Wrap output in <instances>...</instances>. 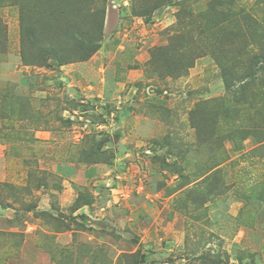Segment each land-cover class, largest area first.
I'll list each match as a JSON object with an SVG mask.
<instances>
[{"label":"rangeland","instance_id":"rangeland-1","mask_svg":"<svg viewBox=\"0 0 264 264\" xmlns=\"http://www.w3.org/2000/svg\"><path fill=\"white\" fill-rule=\"evenodd\" d=\"M29 1L57 55L0 3V264H264V0Z\"/></svg>","mask_w":264,"mask_h":264},{"label":"trees","instance_id":"trees-1","mask_svg":"<svg viewBox=\"0 0 264 264\" xmlns=\"http://www.w3.org/2000/svg\"><path fill=\"white\" fill-rule=\"evenodd\" d=\"M3 1H10V0H0V3ZM24 1V0H23ZM23 1L13 0L12 4L14 6L19 7L20 12V23H21V35H22V58L25 63L30 62L31 50L36 49L38 54L35 55L37 57H45V55L56 56L57 50L55 49L56 43L52 44L48 42L49 46L45 43L38 44L37 40L35 41V30L32 27L34 24L30 23L31 20L28 18V7L30 6V2H26L28 6L22 4ZM54 0H41V4L45 6L46 10H49L50 6L52 8V2ZM61 1V0H60ZM74 5L78 6V3L75 2ZM89 11L91 12L90 8V1H88ZM76 6V7H77ZM31 9V8H29ZM82 8L80 9V13ZM86 12L89 14L88 10ZM221 12H226L225 10L221 9ZM227 13V12H226ZM91 14L87 18L80 19L76 17V22H69L65 23V30L61 34L62 36L68 37L69 40L73 42L75 53L78 54V59L85 60L89 58L99 47L98 41L101 38V28H102V20L100 22L94 21L90 17ZM92 16V15H91ZM235 14L228 12V17L233 18ZM29 21V22H28ZM45 44V46H43ZM59 62H61L59 60ZM41 63H45L44 60Z\"/></svg>","mask_w":264,"mask_h":264}]
</instances>
